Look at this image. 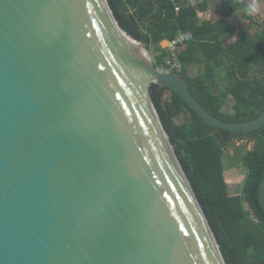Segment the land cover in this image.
I'll return each mask as SVG.
<instances>
[{
	"label": "water",
	"instance_id": "95a60500",
	"mask_svg": "<svg viewBox=\"0 0 264 264\" xmlns=\"http://www.w3.org/2000/svg\"><path fill=\"white\" fill-rule=\"evenodd\" d=\"M151 83L217 129L264 126L211 115L107 0H0V264H226Z\"/></svg>",
	"mask_w": 264,
	"mask_h": 264
},
{
	"label": "trees",
	"instance_id": "16d2710c",
	"mask_svg": "<svg viewBox=\"0 0 264 264\" xmlns=\"http://www.w3.org/2000/svg\"><path fill=\"white\" fill-rule=\"evenodd\" d=\"M107 3L119 27L145 43L156 67L170 56L161 41L173 39L180 30L192 33L191 41L176 47L182 64L179 72L194 98L211 115L227 122H243L264 110V19L257 21L256 31L251 32L249 14L242 13L241 21L235 20V0H225L211 20L200 16L205 1L196 5L186 0ZM175 4L181 5L179 12H175ZM233 32L234 37L224 44ZM217 69L225 71L221 75L224 91L215 86ZM149 96L225 263L264 264V211L258 202L264 171V126L247 133L217 129L204 123L168 87L151 83ZM235 135L248 136L254 145L240 161H232V165L242 166L245 174L240 192L229 195L222 160Z\"/></svg>",
	"mask_w": 264,
	"mask_h": 264
},
{
	"label": "rangeland",
	"instance_id": "374dc122",
	"mask_svg": "<svg viewBox=\"0 0 264 264\" xmlns=\"http://www.w3.org/2000/svg\"><path fill=\"white\" fill-rule=\"evenodd\" d=\"M235 1L238 4V9L236 10L234 14V18L235 20L239 19V21H241L240 15L242 13L248 14L246 9L249 6L253 4L256 5L258 10L252 14H249L250 19H251L250 30L251 32L256 31L257 23H258L257 21L264 19V5L261 2V0H235ZM211 5H213L214 11L216 12L224 7L222 0H211ZM236 23L237 22L234 23V26H236ZM235 31H236V28H235ZM234 32L231 35H229L230 37L227 36L228 38L225 40L224 44L226 43V41H229L230 38L234 37L233 36ZM160 44L164 46L163 48H166L167 46V44L165 45V42H162V43L160 42ZM147 52L151 58L150 52L148 50ZM195 71L196 69H193L194 73ZM222 74L224 75L225 71H223L222 69H217L215 73V77L217 76L218 80L216 79L215 86L220 91H224L225 89L224 83L221 82ZM178 122H179V119H176L175 123H178ZM253 145H254V141L251 140L248 136L235 135L232 137V139L227 143L225 147V152L227 156L226 154L224 155L222 162H223V167L225 170L227 191L229 195H236L240 192L242 181L244 179V174H245V169L242 166H238L235 164L232 165L231 163L233 160H236V159L240 161V159L242 158L244 154H246L247 152L253 149ZM251 260L252 258L250 259V261Z\"/></svg>",
	"mask_w": 264,
	"mask_h": 264
},
{
	"label": "built area",
	"instance_id": "2783aa9c",
	"mask_svg": "<svg viewBox=\"0 0 264 264\" xmlns=\"http://www.w3.org/2000/svg\"><path fill=\"white\" fill-rule=\"evenodd\" d=\"M174 1V0H171ZM191 5H196V3L201 2L202 0H186ZM181 5L175 4V12H179ZM193 39V35L189 30H180L177 32L175 37L171 40H168L166 50L169 52L170 56L165 60V63L160 67H157L160 71L163 72H179L182 69V64L176 55V47L184 45Z\"/></svg>",
	"mask_w": 264,
	"mask_h": 264
},
{
	"label": "crops",
	"instance_id": "0c3cea01",
	"mask_svg": "<svg viewBox=\"0 0 264 264\" xmlns=\"http://www.w3.org/2000/svg\"><path fill=\"white\" fill-rule=\"evenodd\" d=\"M202 1H205L206 3V7L204 9V11H202L200 13V16L202 19H205V20H211L215 14L216 11H214V8H213V5H211V0H202ZM225 0H222V2L224 3ZM262 2V1H261ZM264 5V4H263ZM238 9V8H237ZM216 10V9H215ZM231 35V34H229ZM227 35V36H229ZM230 37V36H229ZM231 39V38H230ZM229 39V40H230ZM162 42H165V45L168 44V40H163L161 41ZM161 45V44H160ZM162 47H164L163 45H161Z\"/></svg>",
	"mask_w": 264,
	"mask_h": 264
},
{
	"label": "clouds",
	"instance_id": "9594fccd",
	"mask_svg": "<svg viewBox=\"0 0 264 264\" xmlns=\"http://www.w3.org/2000/svg\"><path fill=\"white\" fill-rule=\"evenodd\" d=\"M257 10H258V9H257V7H256L255 4L249 6V7L246 9V11L248 12V14H252V13L256 12Z\"/></svg>",
	"mask_w": 264,
	"mask_h": 264
},
{
	"label": "bare ground",
	"instance_id": "6f19581e",
	"mask_svg": "<svg viewBox=\"0 0 264 264\" xmlns=\"http://www.w3.org/2000/svg\"><path fill=\"white\" fill-rule=\"evenodd\" d=\"M130 38H132V37H130ZM133 44H134V42H133ZM134 46H135V44H134Z\"/></svg>",
	"mask_w": 264,
	"mask_h": 264
}]
</instances>
